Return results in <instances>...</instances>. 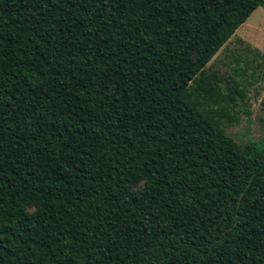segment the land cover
Here are the masks:
<instances>
[{
  "label": "trees",
  "instance_id": "trees-1",
  "mask_svg": "<svg viewBox=\"0 0 264 264\" xmlns=\"http://www.w3.org/2000/svg\"><path fill=\"white\" fill-rule=\"evenodd\" d=\"M260 7L0 0V264H264V142L206 72Z\"/></svg>",
  "mask_w": 264,
  "mask_h": 264
},
{
  "label": "rangeland",
  "instance_id": "rangeland-1",
  "mask_svg": "<svg viewBox=\"0 0 264 264\" xmlns=\"http://www.w3.org/2000/svg\"><path fill=\"white\" fill-rule=\"evenodd\" d=\"M206 72L222 79L236 80L246 89L243 106L227 132L240 143L264 142V8H258L206 67ZM238 109V108H237Z\"/></svg>",
  "mask_w": 264,
  "mask_h": 264
},
{
  "label": "water",
  "instance_id": "water-1",
  "mask_svg": "<svg viewBox=\"0 0 264 264\" xmlns=\"http://www.w3.org/2000/svg\"><path fill=\"white\" fill-rule=\"evenodd\" d=\"M250 186V184L248 185V187Z\"/></svg>",
  "mask_w": 264,
  "mask_h": 264
}]
</instances>
